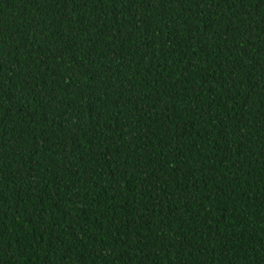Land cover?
I'll return each mask as SVG.
<instances>
[{
  "label": "trees",
  "instance_id": "obj_1",
  "mask_svg": "<svg viewBox=\"0 0 264 264\" xmlns=\"http://www.w3.org/2000/svg\"><path fill=\"white\" fill-rule=\"evenodd\" d=\"M0 264H264V0H0Z\"/></svg>",
  "mask_w": 264,
  "mask_h": 264
}]
</instances>
